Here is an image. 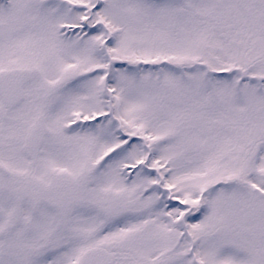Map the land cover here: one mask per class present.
<instances>
[{
  "label": "snow or ice",
  "instance_id": "1",
  "mask_svg": "<svg viewBox=\"0 0 264 264\" xmlns=\"http://www.w3.org/2000/svg\"><path fill=\"white\" fill-rule=\"evenodd\" d=\"M0 264H264V0H0Z\"/></svg>",
  "mask_w": 264,
  "mask_h": 264
}]
</instances>
